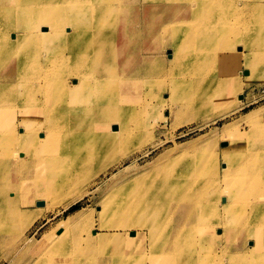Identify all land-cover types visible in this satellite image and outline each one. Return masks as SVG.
Masks as SVG:
<instances>
[{"label":"bare ground","instance_id":"bare-ground-1","mask_svg":"<svg viewBox=\"0 0 264 264\" xmlns=\"http://www.w3.org/2000/svg\"><path fill=\"white\" fill-rule=\"evenodd\" d=\"M235 1L0 0V165L7 164L5 168L12 173L1 182V187L6 185L7 189L0 203V223L8 224L17 216V188L23 199L28 198L27 203L40 206L44 195L41 185L51 178L66 179L69 173L77 172L79 156L94 146L100 158L104 150L97 147L99 136L115 139L109 132L116 120L130 119L139 129L142 117L134 115L129 106L137 92H153L147 97V107L155 108L158 115L164 105L177 108L169 95L190 84V74L203 66L214 67V77L219 79L237 74L264 80V28L248 40L246 25L252 31L250 23L255 22L250 16L252 3ZM135 3L137 11L129 13L128 6ZM69 17L72 22L67 25L65 19ZM64 52L67 58L58 63L57 58ZM91 60L93 69L89 74L85 70ZM170 73L176 77L165 84L164 77ZM122 77L125 83L115 79ZM64 78H71L74 86L66 80L53 82ZM211 86L210 82L208 87ZM161 88H169V95L160 97ZM200 95L209 97L212 93L205 86ZM238 136H224L228 139L220 154L224 190L217 187L203 196L197 193L202 202L196 195L193 200L198 204L180 211L172 203L159 202L156 191H140L128 199L125 210H130L134 219L123 227L107 229L109 226L103 225L101 229L125 238L141 237L142 246L129 244L120 256L132 259L139 252L148 264H264L263 245L255 246L264 237V210L258 209L255 214L252 211L241 230L234 237L232 233L229 241L224 240L226 247L239 250L240 232L254 238L248 244L255 249L247 251L242 261L225 256L222 238L215 234L212 237L220 246L219 252L211 242L215 226L233 224L232 214L239 208L235 198L238 191L264 199V166H258L264 162V145L248 147L251 143ZM235 139L243 140L241 154V145L233 144ZM59 167L71 169L60 175ZM59 184L66 186L63 180ZM221 195L230 203L218 204ZM170 198L174 200V196ZM107 201L101 203L100 215L107 210ZM116 202V213H120L121 202ZM260 207L254 204L253 208ZM248 209L247 206L245 211ZM163 213H178L180 228L192 229L194 221L199 227L189 230L192 236L188 238H172L168 231L165 244L157 246L153 233L159 228L150 224L148 216L156 218ZM82 221L78 218L76 223ZM72 224L75 221L68 226ZM86 234L87 242L100 240L97 233ZM196 242L198 253L194 252L195 246L190 258H179L186 247ZM209 247L212 253H208Z\"/></svg>","mask_w":264,"mask_h":264},{"label":"rangeland","instance_id":"rangeland-1","mask_svg":"<svg viewBox=\"0 0 264 264\" xmlns=\"http://www.w3.org/2000/svg\"><path fill=\"white\" fill-rule=\"evenodd\" d=\"M239 1L252 3L250 16L255 22L250 23V26L253 30L246 25V34H250L247 39L252 40L257 36L255 32L264 28V0ZM137 8V3L128 6L129 13L137 11ZM71 22L70 17L65 19V24L69 25ZM65 57L67 58L66 52L60 58L56 57L57 62ZM87 66L89 68L85 72L92 73V60ZM242 68L241 65L240 69ZM214 74V67L203 66L194 70L190 74V84L178 88L174 95L172 92L169 95V88H161L160 97L162 94L169 95V98L173 96L171 102L177 108L164 105L158 115L155 108L147 107V97L153 92L149 89L143 93L137 92L134 95L136 99L129 106L134 115L142 117L141 127L137 129L136 122H131L130 119L116 120L109 132L115 139L108 140L104 135L99 136L97 147L104 150L102 156L99 158L96 155L94 146L79 156L80 166L77 172L71 174L67 172L71 168L59 167L57 171L60 175L69 174L66 179L51 178L40 186V191L44 194L40 206L27 203L28 198L23 199L22 192L17 188L20 196L17 216L8 224L0 223V264H148L139 252L132 259L120 256L129 244L138 243L142 246L141 237L125 238L123 234L101 230L104 229L103 225H108L107 229H116L117 225L123 227L134 219L135 216L130 210H125L129 205L128 199L140 191H156L159 202L172 203L177 211L190 208L198 204L193 200L196 195L198 202H202V197L197 193L203 196L213 188L225 189L220 162L221 149L226 145L225 140H228L224 136L228 133L233 136L239 134L238 137L251 143L248 147H252V144L264 145V80L260 77L250 79L248 76L239 77L237 74L228 73L225 79H219ZM175 77L176 74H167L164 77L165 84ZM115 79L126 82L123 77ZM62 80H66L69 86H74L70 83L71 78L53 82L61 83ZM210 82L211 88L208 87ZM205 86L212 93L209 97L200 95V89ZM215 92L218 94L213 96ZM163 98L166 96L163 95ZM120 140L123 143L120 144ZM243 140L233 141V144L241 145L240 154L244 150V144L241 143ZM6 166L7 164L0 165V203L4 202V191L7 189L6 185L1 187V182L12 175ZM258 166H264V162L260 161ZM197 171H200L199 174ZM60 180L66 182L65 187L60 186ZM172 196L174 200L170 198ZM235 196L239 208L232 214L233 224L229 227L221 224L215 226L213 233L211 232V242L214 250L219 252L220 246L216 245L212 237L215 234L222 238V251L225 256H235L238 262L246 258L247 251L255 249L248 244L254 238L240 232L237 235L239 250L226 247L224 240L229 241L232 233L234 237V233L241 230V224L250 220L252 211L255 214L258 209L264 210V199L251 196L245 191H238ZM105 199L108 200L105 203L107 210L100 215L99 208ZM118 200L121 202L120 213H116ZM221 201L230 203L224 195L219 197L218 204ZM254 204L261 207L254 210ZM247 206L249 209L245 211ZM195 209L193 207L191 210L192 214ZM148 217L150 224H154L156 230L159 228L155 233L153 228L150 229L155 234L154 242L157 246L165 244L168 231L172 238L176 235L179 239L180 236L188 238L189 235L192 236L189 230H197L199 227V223L194 221L192 229L180 228L178 222H181V217L178 213ZM78 218L83 221L76 223ZM73 221L75 224L68 226ZM175 225L178 226L174 228ZM180 229L183 231L180 232ZM145 231L148 233L147 228ZM86 232L91 236L97 233L100 240L97 243L87 242ZM257 244L255 242L257 248L263 245L261 253L264 254V237ZM194 247L195 253L200 251L199 243L196 242L186 247L179 258H190ZM212 252L211 249L208 251Z\"/></svg>","mask_w":264,"mask_h":264}]
</instances>
